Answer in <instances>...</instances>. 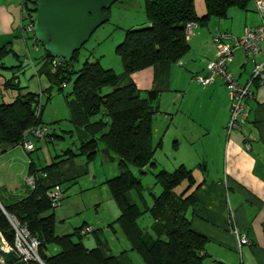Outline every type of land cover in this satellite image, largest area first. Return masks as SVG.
Here are the masks:
<instances>
[{
    "label": "crops",
    "instance_id": "crops-1",
    "mask_svg": "<svg viewBox=\"0 0 264 264\" xmlns=\"http://www.w3.org/2000/svg\"><path fill=\"white\" fill-rule=\"evenodd\" d=\"M22 1L0 0V47L9 49L0 59V103L21 97L25 92L37 91L30 88L33 86L31 81L24 82L33 75V68H37L47 81L37 64L41 52L33 57V39L22 28L31 13L27 10L31 7L29 0H26V5ZM255 1L249 0L244 8L228 7L224 17L210 16L205 24L197 23L187 38L188 49L174 62L163 61L129 74L123 72L120 61L114 68L116 87L133 84L141 92L157 93L152 102L151 143L153 146L159 144L154 148L153 158L155 152L164 151L171 157L168 166L183 164L191 169L194 186L190 189L193 196V204L188 211L190 228L207 239V258L223 264H264V39L259 42L257 57L258 60L263 59V74L250 85L246 120L228 135L224 126L229 115V100L224 84L217 78L213 83L202 86L193 76L202 73L206 61L214 58V32L239 37L245 29L264 25V16L256 11ZM193 7L198 17L204 14L203 0H193ZM136 23L133 22L128 29L136 27ZM139 23L148 25L147 21ZM34 51L39 52L37 48ZM29 55L33 58L32 63L36 64L32 70L23 61ZM227 69L239 83L245 82L252 69L248 53L241 47L232 48V59ZM38 85L39 90L47 89L50 93L49 83L42 87L38 81ZM15 86L22 89L17 93ZM68 99L64 97L67 123L65 128H60L63 135L51 130L49 138L52 140L58 136L63 140L67 136L69 143L61 144L51 152L44 146L39 155L36 153L32 157V151L27 153L20 146L10 147L0 154V206L26 194L30 188L25 182L26 176L34 177L39 185L49 189L57 185L64 191V196L52 210L55 234H72L81 226H89L91 231L88 234L92 239H86V244L84 238L88 234L79 238L86 248L95 246L96 234L101 240L99 250L103 256H113L118 264H139L131 255L138 254L130 249L118 225L113 222L118 209L104 181L110 178L107 176L109 173H117V169L109 167L110 172L102 170L106 158L104 153L101 152L100 156L96 153L89 160L73 156L60 160L55 169L41 174L38 171L36 176L29 173V164L39 170L56 160L54 157L66 149L75 151L80 141L90 137L88 127L75 126L71 122ZM52 121L60 125L57 118ZM246 142L248 149L244 148ZM40 146L39 142L35 149ZM41 157L44 164L39 163ZM147 228L145 231H152V222ZM234 231L243 234L248 243L238 246ZM77 240V234L71 236L72 242ZM113 244H117L115 248ZM58 249V246L48 244L45 252L53 254ZM0 264L34 263L18 259L5 263L0 258Z\"/></svg>",
    "mask_w": 264,
    "mask_h": 264
},
{
    "label": "trees",
    "instance_id": "trees-1",
    "mask_svg": "<svg viewBox=\"0 0 264 264\" xmlns=\"http://www.w3.org/2000/svg\"><path fill=\"white\" fill-rule=\"evenodd\" d=\"M34 1L29 0L31 7H27L31 11L30 18L33 16ZM22 2L26 5V0ZM203 2L205 12L198 17L193 0H142V10L148 25L126 29L122 40L114 47L123 72L129 74L163 61L178 60L188 49L184 35L187 22L205 24L210 16L224 17L228 7L244 8L249 0ZM33 43L36 49L38 42L33 40ZM8 51L6 46H1L0 59ZM78 52H73L66 64L51 71L48 64L52 57L42 49L37 64L46 76L49 87L55 85L57 92L62 91L73 76L70 89L64 95L69 98L70 120L75 126L88 127L90 137L80 141L75 151L66 149L54 157L56 160L39 170L29 164L30 175L36 176L38 171L44 173L55 169L62 159L83 156L89 160L99 149H107L117 166V174L104 181L118 209V216L113 222L118 225L130 249L139 255L144 264H223L207 258V239L190 228L188 211L193 204L190 189L194 186L191 169L179 164L171 171H156L153 178L160 187L157 194L149 189L143 190L139 179L131 172L130 166L143 173L146 166L155 164L153 153L159 143L155 146L151 143V119L154 114L152 102L157 93L141 92L133 84L116 87V73L110 68L101 67L97 60H84L77 69H73L72 59H76ZM29 58L31 62L25 57L23 61L34 67L33 58L30 55ZM14 89L18 93L22 87L15 86ZM41 92L45 99L43 102L41 100L38 116L35 115V106L39 92H25L21 97L16 96L9 102L0 103V154L10 147L19 146L31 125L42 123L41 113L50 93L47 89ZM50 135L48 131L41 140H50ZM48 190L35 179L24 196L2 205L5 213L25 223L29 234L37 239V253L42 263L118 264L113 256L101 254V240L96 234L94 247L86 248L82 244L79 238L88 233H80V230L86 226L79 227L72 234H55L54 208L47 197ZM145 192L151 198L150 204L145 200ZM131 194H134L133 199ZM144 213L152 219L153 228L150 232L143 230L137 223ZM0 230L11 242L12 230L1 209ZM75 234L78 240L72 242L71 236ZM48 244L56 245L59 249L53 254H46Z\"/></svg>",
    "mask_w": 264,
    "mask_h": 264
},
{
    "label": "built area",
    "instance_id": "built-area-1",
    "mask_svg": "<svg viewBox=\"0 0 264 264\" xmlns=\"http://www.w3.org/2000/svg\"><path fill=\"white\" fill-rule=\"evenodd\" d=\"M255 9L260 16H264V0L255 1ZM33 16L29 21L22 25L25 32L29 33L32 39L35 41L33 35ZM196 24L192 21L187 22L184 26V35L187 39L192 32L193 27ZM264 39V25L256 26L253 29H245L239 37H234L225 32H214L212 34V42L214 46V58L206 61L203 72L200 74H194V80L202 85H208L213 83L217 78L221 79L227 91L229 100V115L224 126V131L228 135L232 130L239 129V127L245 122L247 117L246 100L251 97L250 85L254 79H260L263 74V59L258 60L257 57L260 53V40ZM241 47L244 49L252 62V69L248 76V79L239 83L235 76L228 71L227 64L232 59V48ZM25 60L31 62L29 56L25 57ZM68 60L62 57H52L49 62V69L53 71L57 66L64 65ZM36 77L40 75L37 69L34 70ZM43 92L39 91L38 101L35 106V115L38 116L41 112V96ZM49 129L46 125L37 122L31 125L23 135L19 146L26 152L33 150V143L31 139H43L48 133ZM244 148L248 149L249 144L244 143ZM41 174V173H40ZM33 177L26 176L25 182L32 186ZM47 197L50 199L52 208H56L64 196L62 189L54 185L47 192ZM6 219L12 230V240L8 242L4 234L0 230V246L8 251H12L15 258L24 262H37L43 264L37 253L38 241L35 237L29 234L25 223L20 222L13 215L5 213ZM89 227H85L80 230V233H89ZM236 235L237 245L248 243L243 234H239L234 231Z\"/></svg>",
    "mask_w": 264,
    "mask_h": 264
},
{
    "label": "rangeland",
    "instance_id": "rangeland-1",
    "mask_svg": "<svg viewBox=\"0 0 264 264\" xmlns=\"http://www.w3.org/2000/svg\"><path fill=\"white\" fill-rule=\"evenodd\" d=\"M141 3H142L141 0H118L114 2L109 8L108 20L99 27H97L92 32L88 40L79 49L76 59H72L71 67L73 69H77L84 60H88V61L97 60L101 65V67L112 68V70L116 72L114 68L116 67V65H118L119 58L114 51V47L122 40L124 30L128 29L133 22H137L136 24H138L136 27L133 28H141L147 25L146 23H139L146 21L141 7L142 6ZM125 5H128L127 8L126 7L124 8ZM140 16L142 17L141 20H140ZM37 48L39 52L38 51L35 52L33 47H31V51H32L31 53L34 55L33 57H35L36 54L42 52L43 48L40 43L37 44ZM24 62L26 63L25 65H28L29 68L32 70L31 65L26 61ZM27 76H28V72H27ZM72 78L70 79L66 87L62 89V91L57 92L56 86L55 85L52 86L50 91L49 101L45 104L42 110L41 118L43 122L46 123L45 125L49 128V131L52 130L53 132H57V135L60 134L63 135L60 128H65L66 126L65 124L67 123V119H66L67 108L64 101V95L70 89ZM25 81L28 83L31 81L33 86L32 87L30 86V88L37 90L36 92H38L40 88L38 85V81L42 85V87L43 85L46 86L48 85V82L46 81L45 77L41 75L38 77L33 75L29 76L28 79L24 80V82ZM44 99H45V95L42 94L41 96L42 102L44 101ZM54 118H57V121L60 123L59 126L52 121ZM32 140H33V144L37 145L40 142L42 146H40L41 148L34 149V151L30 153L31 157L36 153L39 155L40 151L43 150L44 146H46L51 152L53 150H57L59 145L69 143L67 136L63 140L60 139L58 136L52 137V140L47 139L46 141L35 140V139ZM97 155L99 156L102 155L101 149L98 150ZM104 159H105L104 160L105 164L102 167L103 171L110 172L108 170L109 167H113L117 169L115 159L110 160L107 156ZM153 161L155 162V164L153 166H146L144 168L143 173H139L138 170L133 166H130V169L133 175H135L139 179L143 190L149 189L150 192L157 194L160 191V187L159 185L155 184L153 174L159 169L171 171L173 170V168L176 167V165L175 166L167 165L168 163H170L171 157L169 155H166L164 151L155 152ZM39 163L44 164L42 157L40 158ZM110 174L111 173H109V175L107 176L112 177L117 173L115 172L114 175H110ZM145 200L147 204H150L151 198L147 192H145ZM103 206H106V204L104 203ZM102 215L104 216L105 212ZM151 222L152 219L147 213L142 214L137 219L138 225L143 230H147L148 229L147 227ZM86 227L88 228L89 226ZM89 229L91 230V227H89ZM86 239H92V237L88 234V236L84 238V242L87 241ZM116 245L117 244H113V248H115ZM131 255L134 257L133 259L137 261V263L143 264L140 258L138 257V255L134 253H132Z\"/></svg>",
    "mask_w": 264,
    "mask_h": 264
},
{
    "label": "water",
    "instance_id": "water-1",
    "mask_svg": "<svg viewBox=\"0 0 264 264\" xmlns=\"http://www.w3.org/2000/svg\"><path fill=\"white\" fill-rule=\"evenodd\" d=\"M117 0H35L33 35L51 57L72 58L92 32L109 18V8ZM110 160L107 149H101ZM0 209L3 208L0 206ZM3 262H12V251L0 246Z\"/></svg>",
    "mask_w": 264,
    "mask_h": 264
}]
</instances>
